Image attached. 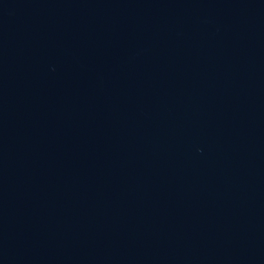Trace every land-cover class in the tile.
<instances>
[{
    "label": "water",
    "instance_id": "1",
    "mask_svg": "<svg viewBox=\"0 0 264 264\" xmlns=\"http://www.w3.org/2000/svg\"><path fill=\"white\" fill-rule=\"evenodd\" d=\"M0 264H264V0H0Z\"/></svg>",
    "mask_w": 264,
    "mask_h": 264
}]
</instances>
